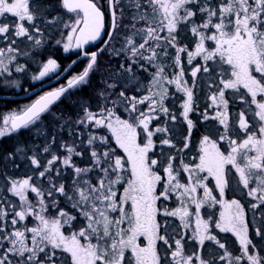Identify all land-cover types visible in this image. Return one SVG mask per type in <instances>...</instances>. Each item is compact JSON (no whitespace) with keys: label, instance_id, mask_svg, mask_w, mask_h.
<instances>
[{"label":"snow or ice","instance_id":"1","mask_svg":"<svg viewBox=\"0 0 264 264\" xmlns=\"http://www.w3.org/2000/svg\"><path fill=\"white\" fill-rule=\"evenodd\" d=\"M120 3L121 0H108L111 30L106 33V47L88 52L84 46L105 34V13L98 0H59L58 5L44 4V0H0V17L11 14L16 21L11 25L0 24V36L8 40L11 33L14 37L6 48H0V75H10L9 65L17 60V56L27 55L14 47L15 38H25L34 47L42 45L44 31L37 25V20L61 27L63 39L56 43L62 44L65 52L81 49V55L88 60L66 85L44 92L31 104L4 115L0 137L36 125L69 90L88 84L90 76L99 68V54L110 46L121 27H130L131 35L125 37L123 49L129 54L130 63L127 67L121 64L120 69L131 74L133 64L144 68L141 60L156 69L148 84L141 86L144 88L142 96L126 95L127 88L117 94V84L105 81V89L98 93L104 104L97 111L83 107V115L75 122L77 125H83L85 129L106 128L111 133L109 137L88 132V165L80 167L73 161L74 156L83 157L84 153L78 152L75 144L67 142L60 145L65 152L63 156L51 151L50 146H44L42 153L50 155L46 159L35 149L27 156L25 148H16L17 153L30 161L32 174L4 176L5 183L0 191L10 193L18 202L0 195V264H57V260L59 264H264V255L259 254L250 236L245 205L238 199H223L232 179L228 175L230 166L238 176L237 185H242L247 196L255 201L249 207L254 212L264 208V0H144L143 4L140 0H129V4H134L141 13L139 17H132L130 26L123 23ZM55 7L70 18L65 20L59 13L49 15ZM198 15L202 17L200 22L196 21ZM140 22L143 26L137 28L136 24ZM182 27L194 38L191 49L181 43ZM134 37L140 42L137 43ZM207 42H212L213 46L209 47ZM169 49L175 51L172 60L178 69L171 77L165 73V65L159 63L161 58L169 57ZM182 54L186 55L189 65L197 57L203 61L193 67L191 85L185 79ZM75 63L73 60L64 71ZM58 68L56 59L49 58L32 80L38 81ZM216 68L220 70L217 72ZM15 70L23 72L25 66L16 64ZM200 72L208 74L212 80L208 88L215 89L208 97L209 107L214 111L209 114L206 108L202 119L216 121L223 132L217 134V139L203 135L199 162L184 163L179 154L189 147L196 127L189 114L195 111L193 89ZM214 72L216 79H212ZM173 84L185 96L181 116L187 124V135L183 149H178L176 154L165 156L161 152L162 159H153L149 153L156 146L153 137L157 133L165 134L160 140L161 145L176 148L167 135L170 131L167 120L163 125L150 127L153 121H159L161 114L176 121V115L165 104L169 95L166 85ZM141 87L136 91H141ZM241 88L244 94L240 95V100L248 106L252 119L248 118L246 110H241L233 125L226 92L240 93ZM112 95H116V100L111 99ZM109 102L112 107H108ZM118 104L124 106L127 118L117 114ZM141 132L143 143L139 142ZM112 140L116 148L112 147ZM221 142L227 144L226 149L222 150ZM51 143H55V136ZM117 148L124 155H118ZM12 157L13 153H8L6 159ZM177 159L179 164L175 163ZM68 169L72 172L70 183L64 181ZM183 174H186V181L182 180ZM209 177L215 180L219 200L206 183ZM120 188H123L122 192ZM173 195L179 206L171 210L165 208L161 213L157 202L162 198L169 200ZM61 200L71 204L77 215L84 219L85 223L78 231L65 233V226L71 229L77 215L60 207ZM205 204L222 206L215 227L235 235L240 245L238 255L211 233L209 221L201 216ZM51 210H55V215ZM161 214L178 217L183 229L191 226L195 216L190 239L198 242V250L187 253L185 235L179 234V238H175V234L169 235L167 221L162 224L157 219ZM261 215L264 216V212ZM29 218L34 221L31 226L26 223ZM254 234L264 241V220L255 227ZM140 237L146 238L145 246L138 242ZM158 241L167 246L168 251L163 255L158 249ZM206 241L223 250L222 254L205 258L201 250ZM56 250L66 255L57 257Z\"/></svg>","mask_w":264,"mask_h":264},{"label":"flooded vegetation","instance_id":"2","mask_svg":"<svg viewBox=\"0 0 264 264\" xmlns=\"http://www.w3.org/2000/svg\"><path fill=\"white\" fill-rule=\"evenodd\" d=\"M50 1H53V0H44V4H48ZM99 4L102 6V11L105 13V29H104L105 34H104V38L100 42L96 44L88 45L87 47L84 48V50H87L88 52L98 51V49H100L103 46L104 41L108 39V36L106 35V33L111 30V16H110V11H109V6H108V0H104ZM149 16H151V10H149ZM200 20L201 18L197 16L196 21L200 22ZM5 21L7 23H10L11 21L13 24L16 22L15 18L12 17L11 14L6 15L5 17H0V24L6 23ZM36 23L44 31L43 43L41 46L34 47L31 42L30 46H28L30 42L27 41L25 38H15L16 43L14 47L19 48L21 53H27V55L21 54L17 56V60L13 63L14 72H16L15 71L16 64L25 66V70L23 72H30L32 71V68L35 65L34 62L38 61L37 65H42V63L46 62L47 59L49 58L56 59L59 65V68L57 69V72H58L57 75H55L53 78H50V79L45 78L42 81L33 82V83L30 81L24 83L23 81L24 84L22 83V85H19L20 90L8 96V97H14V98H11V100H17L20 102L30 101L29 104H31L34 100H36L40 95L44 94V92H47L49 89L59 86L60 84L66 83L67 80L75 74V72L79 73L88 62L87 58L81 55V52H82L81 49L73 48L71 49V52L69 51L68 53H64L62 52L61 48H59L54 53L53 48L48 43V25L45 24L43 20H37ZM182 29L183 31H181V43L187 44L189 48L191 49L194 44V38L192 37L191 33L187 31L186 28L182 27ZM115 40H116V37L115 39L111 41L110 46H107L106 50L99 54L98 59L105 52L108 51V48L111 47L112 43L115 42ZM207 43L209 47L213 46L212 42H207ZM168 51H169V57L161 58L159 62L165 65V73L169 77H171L174 72L178 71V69L173 66L172 58L175 56V51L173 49H169ZM59 56L62 57L64 60H66V63L64 66L61 63V60L57 58ZM197 58H200V57H197ZM182 59H183L184 72H187L185 74V79L188 81L189 85H191L193 78L190 75L191 74L190 68L196 65V60H193L192 64L189 65L187 63L186 55L182 54ZM73 60H75L76 63L69 68L67 73L63 77H60L59 79L52 82L54 79L58 78V76L62 72H65L64 69L68 67ZM199 61L203 63L202 58H200ZM209 63L212 66L213 62H209ZM187 66H189L188 67L189 69H186ZM153 71L155 72V70ZM34 72H38V68H34ZM154 72H149V74L146 77L144 76V81L142 80V75H141V78H138V80L139 81L141 80L142 84L146 86L148 82L151 80V74ZM131 74L129 75L131 76ZM129 75H127V80L130 78ZM212 79H213V74H212ZM196 81H197V85L193 89L194 100H195V111L189 114V118L194 121L196 127L192 131V136L190 138L189 147L186 149H183L184 137L187 135V124L184 121L183 117L181 116V112H182L181 105H182L183 100L185 99L184 93L178 91L174 84L166 85L169 95L167 99L165 100V104L170 109V111L176 115L177 119L176 121H171L168 117H165L163 114H161L159 121H153L151 128L156 127L158 124L163 125L166 120L168 121L167 123L168 128H169V125L171 124L176 125L177 127H175V132L178 134H175L173 136H171L169 133L167 134L173 140V143L176 145V148H173L172 151H167V149L165 150L160 149L161 146H166V145L159 146L162 133H157L156 136H154L155 142H156V146H155L156 149L155 150L153 149V151L149 153L151 158L162 159L160 155L161 152H163L165 156H167L170 154H176L178 149H183V151L179 155L183 157L184 163H191L193 160H195V162L197 163L199 162L198 156H199V149H200V143H199L200 138L203 135H208L209 129L210 127H212L213 122L214 123L216 122L214 120L205 121L202 119V114L204 113V110L206 108L208 109L209 114H212L214 111V109L209 107V105L211 104V101L209 100L208 97L210 96L212 91H215V89L208 88V84L212 82V80H210L208 74L206 73H203V72L198 73L196 77ZM130 83H134V79L131 78ZM136 87L138 86L136 85ZM38 88H40V90L37 93L31 94ZM241 91H244V90L242 89ZM139 93H141L140 96H142L144 94V88H142L141 92L140 91L139 92L137 91L128 92V94L130 95H133V94L139 95ZM237 94L239 93H236L234 90H228L226 92V98L229 100L228 111L231 115V123L233 125L235 124L234 117L238 116V113L241 111V104H244L243 101L237 98ZM182 128H183V131H181ZM163 138H164V134L162 135V139ZM240 138H242V136ZM167 152H169V154H167ZM175 163L179 164L180 160L177 159ZM202 175H205V174H202ZM228 175L232 178L234 175H236L234 169H231L230 166L228 169ZM206 183L208 184V187L210 186L211 188L216 186L215 180L212 177H209ZM225 191H226L225 196H224L225 200L238 199L241 201L242 204L245 205L246 220L249 222V227H250V236L253 239V243L257 245V251L259 252V254L264 255V247H261L262 245H264V241H262L259 237L255 236L254 234L255 227L260 226V222L264 220V216L261 215V213L264 212V208H258L254 212L249 207V204L255 203V201L251 197L247 196V190L245 191V194L243 192L231 193L229 190V186H228L225 189ZM201 194H202V190H201ZM213 195H215L218 200L221 199L217 193H213ZM175 198L176 196L173 195L172 198L169 200H164L162 198L161 200L157 202V206L161 209V213H163V210L165 208L168 210H171L179 206V201L177 202L171 201ZM192 207L194 209V206ZM222 210L223 209L220 204H205L201 208V216L205 220L209 221L211 233L215 235L217 239L220 240L221 243H224L226 248L232 251L234 255H238L240 245L235 235L230 232L228 233L221 232L219 229L215 227V223L216 221L219 220L220 212ZM157 219L162 224L165 222V220H171V221L174 220V221L179 222L178 217H166L162 214L158 215ZM192 220L195 221V216L192 217ZM194 228L195 227H189L187 229L182 228V234L185 235V241H184L185 250L189 254L194 251H197L198 250L197 247L199 246L197 243H191L192 239H190V237H192L193 235ZM161 234L163 235L164 232L162 231ZM175 237L179 238V235H175ZM138 242L141 244V246H145L147 244V240L145 237H140ZM157 245H158L159 251L163 255L165 251H164L162 242L158 241ZM201 251H202V255H204L205 258H209L213 254L218 256L222 254L223 252V250L219 249L218 246L208 241L205 242V246ZM128 255L130 256V253H128Z\"/></svg>","mask_w":264,"mask_h":264},{"label":"rangeland","instance_id":"3","mask_svg":"<svg viewBox=\"0 0 264 264\" xmlns=\"http://www.w3.org/2000/svg\"><path fill=\"white\" fill-rule=\"evenodd\" d=\"M104 0H98V3H101ZM51 2V3H50ZM48 4H52V5H58L59 0H53L50 1ZM124 3L127 5V3L129 4V0H121L120 3V8L123 9L124 12V19H123V23L125 25H131L132 24V17L136 16L139 17V15L141 14L140 12H138L135 9V6L133 7V9L131 7H126L124 6ZM140 3L143 4L144 0H140ZM150 10V9H149ZM132 11V13H131ZM129 12V13H128ZM56 13H59L60 15L63 16V18L65 20L69 19L70 16L67 14L65 15L64 11L62 9H60L59 7H55L54 10L49 13V15H54ZM119 15V12H118ZM199 16V15H198ZM200 17V16H199ZM202 19V17H200ZM6 22V21H5ZM7 23V22H6ZM7 24H13L11 21L10 23ZM143 26V22L137 23L136 27H142ZM61 27L59 26H49L48 25V43L51 45V47L54 50V53L57 49L61 48L62 52L64 53H68L69 51L71 52V50H69L68 52H65L63 50L62 44H57L56 41L57 40H62L63 37L61 36ZM183 31V29H182ZM9 39L8 40H4L3 36H0V48H6L8 46V44L11 42V39H13L14 37H12V34L9 33ZM131 35V30L130 27L129 28H124L121 27L120 31L116 34V40L115 42L112 43L111 47L108 48V52H110V54L115 55V51L117 52L119 49H124V45H125V37ZM136 39V42L139 43L140 40L138 37H134ZM31 42L29 43L28 46H30ZM27 46V47H28ZM123 46V47H122ZM128 54V53H127ZM129 56V54L127 55V57ZM200 58H196V65L198 63H201L199 61ZM123 62L126 61L128 63H130L129 59L126 60V58L124 57V59L122 60ZM35 65L32 68V71L30 72H14V66L13 64L9 65L10 69H11V74L9 75L8 73H4L3 75H0V93H15L18 92L20 90L19 85H22L23 81L24 83L30 81V82H38V81H42L45 78H53L55 75H57V70L53 73H49L48 76L41 78L38 81H34L32 80V76L38 74L39 70L41 67V65H37V62H34ZM160 63V62H159ZM109 64V62L107 61L106 57L103 59V62L99 63V68L98 70L93 73L90 76V82L86 85H81L78 86L77 88H73L71 91H74V93H76L78 95V92L81 93V96H83L84 94L82 93L83 90L90 88V91L94 92L93 95V103L90 100H86V98L84 99L83 97L81 99L75 100L71 102V109L69 110H52L49 112V117H48V123L46 124L44 121H40L38 122L36 125L34 126H30L29 130L30 132H32L33 134H35V136L38 138L36 139V141L39 142H34L32 143L31 146V150L28 152V155H32L33 154V149H35V151L37 153H42V149L44 146L48 145L50 146L51 151L56 152L58 155H65V152L63 149H61L60 145L63 142H67L69 144H75L76 145V150L78 152H83L84 155L83 157H77L74 156L73 157V161L80 167H84L86 165H88L89 163V155H88V148L86 145V141H87V134L88 132H96L98 135H106L111 137V133L106 129H93V128H87L85 129V127L83 125H77L75 122L76 120L81 117L83 115V107L87 106L90 107L93 111H97L99 109V107L104 104V101L101 99V97L98 95L97 92H100L102 90L105 89V81H107L108 83H113L115 82L117 84V87L115 89V93H119V91L122 88H127L128 91L126 92V95L131 96L130 94H128L129 91L133 92L136 91L137 87H141L142 85L144 86V84H142V81L138 80V78H141L142 75V80L144 81V76L146 77L149 72H154L153 70L156 71V69L154 67H152V65L150 64H146L144 61H140V64H144V68H140V66L138 64H133V73L131 74V76L129 75V73L126 72V79L123 81L122 86L120 87L119 85V81L117 80L116 76H111L107 70L108 67L107 65ZM196 65L192 66L190 68V70L192 71L193 67H195ZM189 66L186 67V69ZM212 67H216V65L213 63ZM34 68H38V72H34ZM146 69V70H145ZM153 69V70H152ZM220 70L219 68H216V71ZM187 72H185L186 74ZM127 75L130 76V78L127 80ZM132 76L135 77L134 79V83H130V79L132 78ZM213 79H216V73H213ZM7 81V83H6ZM15 81L17 82L16 84H13L12 82ZM137 81H139L140 83L138 84ZM218 82V80H217ZM23 83V84H24ZM133 84V85H132ZM141 87V91H142ZM242 90V89H241ZM240 93L237 94V98L240 99V95L244 94V91H241ZM70 91V92H71ZM140 91V92H141ZM133 95H137V94H133ZM141 93H139L140 96ZM116 95H112V100H116ZM30 102V101H29ZM29 102H18L17 104H14V106L11 105H3V107H1L2 105H0V126H2V118L4 115H7L11 112H16L19 109H21L22 107L29 105ZM78 102V103H77ZM108 107H112L111 102L108 103ZM118 107V115H121L122 118H127V115L124 111V106L123 105H117ZM252 109L255 108V106H251ZM248 106L244 103L241 104V110H246V115L248 116V118L251 120V112L247 111ZM81 111V112H80ZM238 116L234 117V122L238 120ZM151 127V125H150ZM175 127H177L174 124L169 125V134L171 136L178 134L175 132ZM139 131V130H138ZM181 131H183V128L181 129ZM223 131L222 126L218 125L217 122H213L212 127H210L209 129V133L208 135H211L213 139H217V134L221 133ZM208 132V131H207ZM143 133L141 132V135L139 137V142L143 143ZM162 135L161 134V139H162ZM55 136V143H51L52 137ZM215 136V137H214ZM165 137V134H164ZM202 137V136H201ZM154 141H155V137H153ZM201 139V138H200ZM82 141L84 143H82ZM112 147L116 148L115 142L114 140H112ZM200 143V142H199ZM159 146H161L160 142H159ZM221 148L224 150L227 148V144L222 142L221 143ZM156 149V147L154 148V150ZM160 149H167V151H172L173 148H170L169 146H161ZM117 154L118 155H124L123 151L117 148ZM167 154H169V152H167ZM43 157L46 158H50V155L47 153H42ZM166 162V161H165ZM59 166V165H58ZM14 174V173H13ZM32 174V166L30 164V162H28L27 167H25V169H23L22 171H19L18 174H15V176H10V177H23L25 175H31ZM71 177H72V172L70 169L66 170L65 175H64V181L66 183H70L71 182ZM182 180L186 181V174L182 175ZM237 180L238 177L236 175L233 176L232 179H230V185H229V190L231 193H241L243 192L245 194V189L242 188V185L238 186L237 185ZM4 185V182H2V180H0V190H2ZM209 188H211L209 186ZM213 190V193H217L219 195L218 189H216V186L211 188ZM123 191V188H120V192ZM226 193V191H225ZM0 195H6L8 196V198L14 202H18L17 198L12 197L10 193H6V192H2L0 191ZM175 196V195H174ZM225 196V195H224ZM224 199V197H223ZM173 201H178L177 198L171 200ZM60 207L65 208L66 211H68L71 215H77V213L72 209L71 204H66V202H64L63 200H61L60 203ZM51 214L55 215V210H51ZM84 219L80 216L77 215V220L73 222V226L71 229L68 228V226H65V233L67 234L68 231L70 230H74V231H78L80 227H82L85 223V221H83ZM167 221L169 227H168V234L169 235H179L182 234V228L180 227V221H171V220H165ZM33 219L29 218L28 221H26V223L31 226L33 224ZM190 227H195V221L192 220V224ZM177 238V237H175ZM162 242V241H159ZM170 243H172V241H169ZM191 243H197V241H195L194 239H192ZM163 248L164 251H168L167 246L163 244ZM200 246H198L197 248H199ZM164 252V253H165ZM57 253V257H61L62 255H66V254H62L60 250H56ZM57 264H59V260H57Z\"/></svg>","mask_w":264,"mask_h":264},{"label":"trees","instance_id":"4","mask_svg":"<svg viewBox=\"0 0 264 264\" xmlns=\"http://www.w3.org/2000/svg\"><path fill=\"white\" fill-rule=\"evenodd\" d=\"M124 6L131 7L133 9L134 4H128L124 3ZM129 13V12H128ZM132 13V11H131ZM123 47V46H122ZM116 53H119L117 55ZM127 52L123 51L122 49H119L117 52L115 51V55L110 54V52H105L99 59L98 63L103 62V59L106 57L109 64L107 65L108 70L107 72L113 77H119L117 80L119 81L120 87L122 86L123 81L126 79V72L120 69V65L124 64L125 67H127L128 62L122 61L124 57L126 60H128ZM61 60L62 65L64 66L66 63V60H64L62 57H57ZM63 59V60H62ZM119 73V75H117ZM77 74V72H75ZM90 88H87L86 90H83V96H81V93L78 92V95L74 93V91L69 92L63 99H61L59 102H57L52 108V110H69L71 109V102L78 99H81L82 97L86 100H90L93 103V95L94 92L90 91ZM99 93V92H97ZM0 94H12V93H0ZM19 101L17 100H0V105L3 107L5 104H9L11 106H14V104H17ZM78 103V102H77ZM83 110V109H82ZM81 112V111H80ZM83 112V111H82ZM48 117L49 113H46L42 117V121H44L46 124L48 123ZM41 121V122H42ZM38 139L35 134L30 132L28 129H21L16 133L9 134L5 137H0V180L5 183L4 176H15V174H18L19 171H22L27 167L28 162H30L26 156L22 155L21 153L16 152L17 147L25 148L27 150V156L29 151L31 150V144L36 143L39 141H36ZM8 153H13L12 159H6L8 156ZM14 173V174H13Z\"/></svg>","mask_w":264,"mask_h":264},{"label":"water","instance_id":"5","mask_svg":"<svg viewBox=\"0 0 264 264\" xmlns=\"http://www.w3.org/2000/svg\"><path fill=\"white\" fill-rule=\"evenodd\" d=\"M104 33H105V30H104ZM103 38H104V34L102 35V37H101L99 40H97V41H95V42H90L89 44L85 45L84 48L87 47L88 45L96 44V43L100 42ZM102 47H106L105 44H103ZM102 47H101V48H102ZM75 49H76V48H75ZM66 73H67V72H63V73L59 76V78H60V77H63ZM59 78H58V79H59ZM53 82H54V81H53ZM50 83H51V82H50ZM50 83H49V84H50ZM58 88H59V87H58ZM55 89H56V88H55ZM39 90H40V88H38L37 90H35V91L32 92L31 94L37 93ZM52 90H53V89H52ZM50 91H51V90H50ZM69 91H70V90H69ZM69 91H68V92H69ZM68 92H67V93H68ZM29 95H30V94H29ZM63 96H64V95H63ZM63 96H62V97H63ZM62 97H61V98H62ZM0 98H10V97L0 96ZM61 98H60V99H61ZM52 106H53V105H52Z\"/></svg>","mask_w":264,"mask_h":264}]
</instances>
